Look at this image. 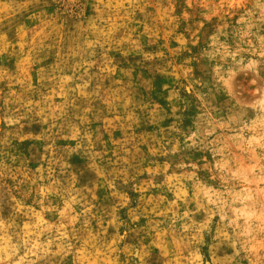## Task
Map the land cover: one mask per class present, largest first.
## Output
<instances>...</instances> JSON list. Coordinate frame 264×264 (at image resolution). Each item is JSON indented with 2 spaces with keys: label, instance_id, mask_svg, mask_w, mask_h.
<instances>
[{
  "label": "rangeland",
  "instance_id": "rangeland-1",
  "mask_svg": "<svg viewBox=\"0 0 264 264\" xmlns=\"http://www.w3.org/2000/svg\"><path fill=\"white\" fill-rule=\"evenodd\" d=\"M0 264H264V0H0Z\"/></svg>",
  "mask_w": 264,
  "mask_h": 264
}]
</instances>
